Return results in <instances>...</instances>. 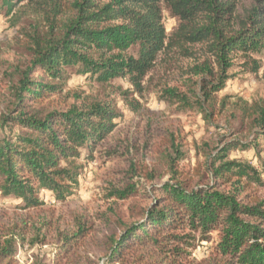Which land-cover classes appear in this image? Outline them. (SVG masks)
I'll return each mask as SVG.
<instances>
[{
    "label": "trees",
    "instance_id": "trees-1",
    "mask_svg": "<svg viewBox=\"0 0 264 264\" xmlns=\"http://www.w3.org/2000/svg\"><path fill=\"white\" fill-rule=\"evenodd\" d=\"M26 1L44 3L39 12L43 22H36L28 36V66L13 90L11 115L3 117V124L9 121L18 131L0 137V194L20 199L21 209L44 204L41 190L52 192L58 201L72 195L81 168L73 161L82 148L92 158L115 128L118 112L109 103L74 101L56 107L49 102L65 89L67 70L99 84L125 78L141 92L158 56L173 42L206 43L214 67L205 61L204 68H193L209 74L202 75L199 102L191 104L177 89L163 93L171 101L196 106L210 121L214 94L226 87L234 59L243 60L246 72L257 73L261 67L253 55H264V0H1L0 11L13 13ZM164 12L179 21L171 34L166 32ZM226 100H221V109ZM135 104L129 101L131 108ZM237 108L241 121H249L252 143L232 138L217 148L210 157V182L198 173L194 180L170 169L169 180L142 193L152 201L137 220L121 222L120 232L108 239L109 261L191 264L197 242L213 241L215 234L218 261L213 264H264V197L248 192L264 182L249 162L227 159L230 151L250 145L257 149V141H264V99H240ZM135 193L126 188L114 195L124 199ZM90 229L79 222L55 252V263L68 257ZM15 244L13 238L0 242V264H17Z\"/></svg>",
    "mask_w": 264,
    "mask_h": 264
},
{
    "label": "rangeland",
    "instance_id": "rangeland-1",
    "mask_svg": "<svg viewBox=\"0 0 264 264\" xmlns=\"http://www.w3.org/2000/svg\"><path fill=\"white\" fill-rule=\"evenodd\" d=\"M27 2L18 4L13 13L7 14L5 8L0 11V137L18 131L9 121L3 124V117L11 115L13 90L28 66V36L36 22H43L39 12L44 3ZM163 22L167 34L179 25L177 18L167 12ZM253 58L261 64L257 73L244 71L243 60L234 59L227 72L231 78L226 87L214 94L215 113L210 121L204 119L196 106L171 101L163 93L167 88L177 89L191 104L199 102L205 81L202 75L209 74H198L193 68H204L205 61L214 67L206 43L173 42L158 56L142 83L141 92L125 78L99 84L75 73L74 69L67 70L69 79L65 89L61 95L51 96L49 102L56 107L74 101L109 103L118 112L113 119L115 128L98 145L92 158L87 157L85 148L81 149V156L73 161L81 167L78 184L66 200L58 201L52 192L41 190L39 196L44 204L21 209L17 206L20 199L0 194V242L10 238L16 241V263L56 264L54 255L64 238L73 234L79 222H84L91 226L89 233L57 264H119L108 260L107 242L120 232L121 222L137 220L140 212L149 206L151 196L143 197L142 193L149 194L152 185L169 180L171 170L188 174L194 180L204 176L210 182L213 179L210 157L217 148L232 138L243 144L252 143L249 121H241L237 104L240 99L248 102L264 99V55L254 54ZM223 98L227 100L221 109ZM132 100L136 102L133 108L129 105ZM257 144V149L250 145L230 151L227 159L249 162L264 182V141ZM174 160L171 168L170 162ZM197 173L200 175L196 176ZM126 188L137 193L124 199L114 195ZM248 192L263 198L264 186L252 187ZM212 237L213 241L197 242L189 258L191 264L218 261L214 252L217 237L215 234Z\"/></svg>",
    "mask_w": 264,
    "mask_h": 264
}]
</instances>
